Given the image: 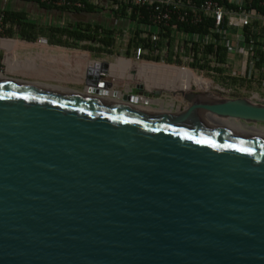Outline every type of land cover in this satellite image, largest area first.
<instances>
[{"label": "water", "instance_id": "95a60500", "mask_svg": "<svg viewBox=\"0 0 264 264\" xmlns=\"http://www.w3.org/2000/svg\"><path fill=\"white\" fill-rule=\"evenodd\" d=\"M98 6L55 22L139 28ZM178 93L163 110L0 76V264H264V136L221 123L264 125V104Z\"/></svg>", "mask_w": 264, "mask_h": 264}, {"label": "built area", "instance_id": "2783aa9c", "mask_svg": "<svg viewBox=\"0 0 264 264\" xmlns=\"http://www.w3.org/2000/svg\"><path fill=\"white\" fill-rule=\"evenodd\" d=\"M100 1L87 0L95 7ZM39 2L69 11H81L85 7V3L81 0H39ZM107 5V8L114 13L122 5H126L129 12L132 8L144 9L149 23L145 27L136 22L139 28L119 34V36L123 33L127 34V40L124 41L126 50L131 38L134 37L133 32L137 30L141 31L140 38L149 40L150 46L139 44L132 47L130 54H125L130 58L118 57V61L123 59L122 62L125 64L129 61L134 65L173 66L195 77L200 83L199 86L192 83L189 91L232 98L247 96L246 98L254 102L264 104V61L262 62L261 58L264 59V0H202L199 5L182 0H107ZM138 17L142 16L138 15ZM173 20L186 26H198L205 20H211L212 27L205 35L175 31L173 34L175 40L171 46L173 63L168 64L163 60L164 43L167 40L159 45V33L161 28L169 27ZM9 26L5 12L0 11V39ZM205 45L221 47L225 51L224 60L216 58L215 50V53L207 56L208 64L215 69L214 71L191 69L189 63L193 62L194 49H202ZM145 46L148 47L147 50L144 49ZM169 50L170 45L167 54ZM196 54L197 57L201 56L198 52ZM147 55H159L162 60L159 62L147 60L144 57ZM205 81H208L210 87L213 85V89L202 90ZM192 87L194 90L191 89Z\"/></svg>", "mask_w": 264, "mask_h": 264}, {"label": "flooded vegetation", "instance_id": "af4514ba", "mask_svg": "<svg viewBox=\"0 0 264 264\" xmlns=\"http://www.w3.org/2000/svg\"><path fill=\"white\" fill-rule=\"evenodd\" d=\"M54 8V7H52ZM61 10L62 8H55ZM66 10V9H64ZM63 11V10H61ZM81 12V11H76ZM23 15L24 21L23 25H17L15 23H12L10 20L8 21L10 26L7 30L4 31L1 39H0V76L6 77L9 79H18V80H26L30 83H36L43 86L48 87H56L61 88L69 91H75L68 86H66L68 82H75V83H84L86 84V79L82 81L81 77L75 78L73 74L68 76H63V74L56 75L59 77H54V79L51 78L52 85L46 84L43 82V80L40 77H33L31 73H33L34 69H31L29 67L28 71H24L26 68L25 64H28L31 62L27 60V57H31L32 59L34 57H45V54H42V52H39L38 49H44L46 54L49 56L53 54H49L50 50L54 48H58L59 52L57 54L60 55H69L72 53L79 52L82 54H88L89 57H83L87 60V58L91 61H97L93 59H97L101 54L99 52V48L103 50H110L112 51L111 54H113V50L116 47L119 34L117 32H113L110 37L114 39V44L112 47L103 46L100 42H97V40H100L101 38H104V30L97 25H89L85 23H58V24H51L50 22L48 24H38L33 22L36 19L31 16L30 14L19 12ZM59 25V26H54ZM89 25V29H86L85 26ZM81 27V28H80ZM57 29L60 30H67V31H79L81 33L85 34H91L94 35V39L90 42L85 40H75L73 38H70L67 33H58L56 32ZM95 31H97L95 33ZM52 39L60 40L63 45H57L54 44ZM54 45V46H53ZM87 47H91L94 50H88ZM38 48V49H37ZM53 51V50H52ZM92 53V55L90 54ZM11 57H17L18 64H16V67H13L11 65ZM11 58V59H10ZM72 57H68L69 62H72ZM81 58V57H79ZM130 58V57H126ZM82 59V58H81ZM69 64H73L69 63ZM34 65H32L33 67ZM34 68V67H33ZM97 69V68H96ZM128 74V72H126ZM107 75V74H106ZM104 75V76H106ZM102 77V74L99 73L100 81L105 83L106 88H103L100 90L101 93L98 94L100 98H105L107 100H113V101H120L126 104H133L141 107L150 108L153 107L152 105H159L157 104L156 97H160V93L163 90H157L155 88H150L148 85L145 84L144 81L134 82L132 79H135L136 77L131 74L130 82H122L123 80H119L113 83V81L106 80ZM86 77V75H85ZM119 79V78H118ZM82 81V82H81ZM43 82V83H42ZM104 86V87H105ZM148 86V87H147ZM111 87L113 90H111ZM105 89V90H104ZM109 89V91H107ZM189 91V90H188ZM114 92L118 93L117 96L114 95ZM155 92H158V94H155ZM169 92V91H168ZM179 91H172L171 94L179 95ZM83 93V92H80ZM105 93V94H104ZM96 95V94H95ZM115 96V98H113ZM136 97L138 98V101L134 103L133 101H129L127 97ZM180 96V95H179ZM151 101V103H148L147 101ZM173 108L172 110H174Z\"/></svg>", "mask_w": 264, "mask_h": 264}, {"label": "trees", "instance_id": "16d2710c", "mask_svg": "<svg viewBox=\"0 0 264 264\" xmlns=\"http://www.w3.org/2000/svg\"><path fill=\"white\" fill-rule=\"evenodd\" d=\"M26 1H35L37 2L41 7L43 8H46V9H49V8H52L50 6H46L42 3L39 2V0H26ZM82 2L85 3V7L84 9H82L81 11L83 12H87V13H91V12H94L95 11V6L91 5L90 3L87 2V0H81ZM182 1H190L196 5H199L202 3V0H182ZM61 10H64V9H61ZM138 15L142 16L141 18L138 17ZM5 16H6V19L9 21H11L12 23H15L17 25H23V21H24V17L21 13L19 12H5ZM115 18H128L130 20H134L135 22H137L139 25H142V26H147L149 23H147V19H146V12L144 9H137V8H132V11L129 12L128 11V8L126 5H122L119 7V9L117 11H115ZM86 29H89V25L85 26ZM212 27V22L211 20H205L202 24L198 25V26H186V25H183V24H179L177 23L175 20H173L170 24L169 27H163L161 28V32L159 33V45H162L164 40H169L170 42V50L167 54V56L165 58H163V60L168 63V64H171L173 63V59H172V56H173V53L171 51L172 49V43L174 42L175 40V36H173L174 32L177 31V32H180V33H187V34H200V35H205L209 32V30L211 29ZM81 28V27H80ZM102 28V27H101ZM103 29V28H102ZM104 30V35L103 37L104 38H101L100 40H97V42H100L103 46H108V47H112L113 44H114V39L110 37V35L113 33V32H118V34H121L120 31H115V30H107V29H103ZM56 32L58 33H67V35L70 37V38H73L75 40H85V41H88L90 42L91 40L94 39V35H91V34H85V33H81L79 31H67V30H60V29H57ZM97 31H95L96 33ZM140 33L141 31L140 30H137L135 32H133L134 34V37L131 38L129 44H128V47H127V50H126V55H129L130 54V49L132 47H136L137 45L141 44V45H147V46H150V43H149V40L148 39H142L140 38ZM61 40V39H60ZM59 39L56 40L55 39V42H54V39H52L51 42H53L54 44H57V45H63L64 44L60 41ZM88 50H94L93 48L91 47H87ZM215 50H216V58L218 60H224V56H225V51L217 46H213V45H205L203 46V48L201 49H194V57H193V62L189 63V67L191 69H197V70H200V71H214L215 69L211 68L208 64V61H209V55H212V53H215ZM99 52H103V53H106V54H111L112 51L110 50H103L101 48H99ZM196 52L200 53L201 56L200 57H197V54ZM220 54V57H218V55ZM214 55V54H213ZM86 56L88 57L89 55L86 54ZM146 57L147 60H151V61H154V62H159L160 60H162V58L157 55V56H154V55H147V56H144ZM262 58V62L264 61L263 57ZM216 72H220V70H216Z\"/></svg>", "mask_w": 264, "mask_h": 264}, {"label": "rangeland", "instance_id": "374dc122", "mask_svg": "<svg viewBox=\"0 0 264 264\" xmlns=\"http://www.w3.org/2000/svg\"><path fill=\"white\" fill-rule=\"evenodd\" d=\"M121 36H119L116 47L114 48L113 54H111V56L109 54H101V55H98L99 57L97 59H93V60H97V61L103 62V63H110V64H113V66L116 64H125L124 62H122V61H124L123 59H120L122 61H118V59H119L118 57H126L125 56L126 47L124 46V41L126 42V40H127V34L123 33ZM121 44H123V46ZM90 54L92 55V53H90ZM92 57H93V55H92ZM31 61L34 62L33 60H31ZM18 63L19 62H17V63L11 62V65L13 67H16L15 65ZM34 65H36V64H34ZM126 65H128L130 68L136 69L137 78L132 79L134 82L137 83V82L142 80V81L150 84V87L152 85H161V86L167 85V86H172V88L174 87L173 90H177L180 88L178 85L180 83V81L181 80L184 81V80H186V78H189V76H190V74H188L186 72H181V71L177 70L175 67L165 65V64L134 65L132 63H129V61H128ZM185 66H186V64H185ZM110 72H113V70H111ZM128 74H129V71H128ZM104 75H106V74H102V76H104ZM206 76L210 77V75H207V74H206ZM117 77L123 78V79H118ZM191 77L196 79L193 76H190V78ZM104 78L106 80L112 79L113 83L115 82V80L116 81L123 80L122 82H126V83L131 81V79L129 77H127L125 79L123 77V75L112 76V77H108V75H106V76H104ZM15 80H18V79H15ZM19 81L27 82L26 80H19ZM66 84H67L66 86H68L69 88H71L75 91H78V92H88L91 94H99V93H96L93 91H88L86 89V84H84V83L68 82ZM155 89H157V90L163 89V90L160 93V97L159 96L156 97V100H157L156 102L159 105H152L153 107L160 108L163 110H171V109L175 108L180 103L181 97L179 95H173V96L171 95V92L173 90L169 91V90H166V89L161 88V87H155ZM191 89L194 90L193 87ZM189 92H192V91H189ZM193 93H198V92H193ZM113 98H115V96H113ZM234 121H236V120H234ZM236 122L240 123L239 121H236ZM240 124L243 126V130H246L245 128H252L256 131L260 130L261 133L264 134V125L246 124V123H240ZM251 131H253V130H251Z\"/></svg>", "mask_w": 264, "mask_h": 264}, {"label": "crops", "instance_id": "0c3cea01", "mask_svg": "<svg viewBox=\"0 0 264 264\" xmlns=\"http://www.w3.org/2000/svg\"><path fill=\"white\" fill-rule=\"evenodd\" d=\"M38 8H41L38 7ZM43 8V7H42ZM47 13H34L31 11H27V14H30L31 16H33L36 20L35 21H39V20H43V21H47L48 23L50 22L51 24H58V23H63V22H55L56 19V15H58L59 12L57 11H61L59 9H55V8H49L46 9L44 8ZM56 10V11H54ZM69 12H76V11H69ZM96 13H101L104 17H110V15H108L107 13H104V10H102V7L96 6L95 11ZM92 12V13H94ZM47 17H44V16ZM55 17V18H54ZM66 19L65 23H75V21L73 20V18H68V16H66V13L64 12V14H60L58 17V20H63ZM33 20V22H35ZM77 23V22H76ZM54 46V45H53ZM38 49V48H37ZM53 50V51H52ZM50 50L49 54H53L51 56H49L48 54H46L44 49L39 48L38 51L42 52V54H45V57H34L33 59L31 57H27V60H29L31 62L26 65V68L24 71H28L29 67L31 69H34L33 73H31V75L33 77H40L42 78L45 85L49 84L52 85L53 83L50 81L51 78L54 79V77H59L56 75H60L63 74V76H68V75H75V78H79L81 77L82 81L84 80L85 77V70H86V66L88 61H90L88 58L87 60L84 59L83 57H87L86 54H82L79 52L76 53H72L69 55H60L57 54L59 52L58 48H54ZM68 57H72L71 60L73 62V64H69L72 62H69ZM81 57V58H79ZM89 57V56H88ZM12 58V59H11ZM11 62H18L17 57H11ZM31 60H33L34 62H32ZM36 64V65H34ZM32 65H34V68L32 67ZM79 76V77H78ZM103 77V76H102ZM81 81V82H82ZM42 82V83H43ZM55 84V83H54ZM180 91V90H178Z\"/></svg>", "mask_w": 264, "mask_h": 264}, {"label": "bare ground", "instance_id": "6f19581e", "mask_svg": "<svg viewBox=\"0 0 264 264\" xmlns=\"http://www.w3.org/2000/svg\"><path fill=\"white\" fill-rule=\"evenodd\" d=\"M88 65H91V68L93 69V70H98V69H101V67H107L106 65L104 66V65H102V64H105V63H103V62H99V61H93V62H91V60L90 61H88V63H87ZM109 66L107 67L108 68V70H113V72H110V73H112V74H108V77H112V76H120V75H123V77L126 79L127 77H131V74L133 75V76H135L136 78H137V74H136V69H134V68H130L128 65H126V64H116L115 66H112L113 64H110V63H107ZM97 68V69H96ZM108 70H107V72H108ZM125 71V72H124ZM129 71V74H127L126 75V72H128ZM124 72V73H123ZM92 75V74H91ZM118 78V77H117ZM132 78V77H131ZM86 80H87V78H85ZM119 79H123V78H119ZM141 80V79H140ZM98 81V80H97ZM110 81H112V79H110ZM142 81V80H141ZM195 84V85H200V83L197 81V79H194V78H186V80H181L180 81V83L178 84L179 85V89H177V90H173V88H172V86H167V85H165V86H161V85H152L151 87H150V84H148V83H146L145 82V84L146 85H149V87L150 88H155V87H161V88H164V89H166V90H169V91H178V90H180L181 92H189L188 90H190V85L191 84ZM148 87V86H147ZM103 88H106V86L105 87H103ZM102 89V88H101ZM210 89H213V85L210 87L209 86V83H208V81H205V86L203 87V89L202 90H210ZM105 90V89H104ZM111 90H113V88L111 87ZM107 91H109V89L107 90ZM221 123L222 124H224V125H227V126H230V127H232V128H235V129H237V130H239V131H243V126L240 124V123H237L236 121H234V120H223V121H221ZM246 130H248V131H250V132H254V133H257V134H260V135H262V136H264V134L263 133H261V131L260 130H254V129H252V128H245ZM251 130H253V131H251Z\"/></svg>", "mask_w": 264, "mask_h": 264}]
</instances>
